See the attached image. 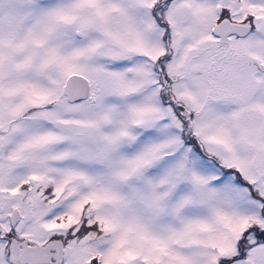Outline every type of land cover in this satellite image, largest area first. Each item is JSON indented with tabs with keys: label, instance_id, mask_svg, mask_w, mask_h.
Segmentation results:
<instances>
[{
	"label": "snow or ice",
	"instance_id": "snow-or-ice-1",
	"mask_svg": "<svg viewBox=\"0 0 264 264\" xmlns=\"http://www.w3.org/2000/svg\"><path fill=\"white\" fill-rule=\"evenodd\" d=\"M0 264H264V0H0Z\"/></svg>",
	"mask_w": 264,
	"mask_h": 264
}]
</instances>
